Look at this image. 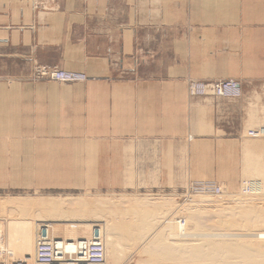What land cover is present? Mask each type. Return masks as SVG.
I'll use <instances>...</instances> for the list:
<instances>
[{
    "label": "rangeland",
    "instance_id": "rangeland-1",
    "mask_svg": "<svg viewBox=\"0 0 264 264\" xmlns=\"http://www.w3.org/2000/svg\"><path fill=\"white\" fill-rule=\"evenodd\" d=\"M42 1L44 2L40 3L38 0L19 2L21 5L24 2L31 5L32 16H38L42 12H44L42 14H54L55 8L50 0ZM2 2L3 0H0L1 13ZM247 2L249 5L243 8L220 7L219 11L214 8H202L200 14L195 12L191 14V21L188 23L172 22L169 46L166 44L161 46L155 64L138 72L139 93L143 92V89L150 91L151 88L162 86L164 83L169 85V82L171 93L174 95L185 91L190 100L206 98H212L216 102L223 100L227 108L234 107L242 99L243 89L240 78L246 75V102L250 104L246 119V138L254 137V131L261 127V131L258 129L260 138L254 137L260 145L252 148L262 159L250 157L249 144H246V167L242 168V175L237 182H220L194 177L206 168H200L193 156L189 160V151L193 148H188V144L186 146L176 142L161 147L139 145L137 148L143 149L125 151L121 159H115L114 151L90 149L91 146L96 147V145L84 138V120L80 109L83 84L90 79L82 68L93 67L92 63L84 59L83 24L62 23L59 18L53 20L50 17L48 24L42 25L41 22L30 24L26 21L21 22L26 17L20 19L15 14L11 16L10 23L6 22L2 25L0 15V38L9 39L6 42L0 41V225L4 229V250L14 251V254L5 256L3 264H19L17 261L20 259H22L21 264L27 262L25 255H21L18 249L14 248L13 241L10 243L9 233L13 229L10 232L9 228H15V224L9 223L10 216L6 214L7 210L3 206L7 205L6 200L10 203L13 198L31 199L29 201L59 199L70 203L96 199L116 201L137 199L150 205V209L144 207L145 210L154 213L157 211L158 215L163 214L164 221L167 220L168 214L173 215L180 211L181 214L177 213V222L180 225L185 224V220L188 225L189 218L192 217L191 213L195 215L196 211L203 212L202 215L198 213L194 216L198 225L196 232L199 234L208 232L212 233L211 235L227 232L218 224L219 208L230 207L237 199L245 201L264 198L261 193L254 194L256 193L254 184L258 180L261 181L260 183L264 182V179L262 180L264 178V24H256L253 19L254 12H256L255 16L264 18V7H253L250 5L252 0ZM11 9L18 12L17 6L13 4ZM244 13H246V24L226 22L227 19L233 18L234 21L239 16L242 18ZM172 18L176 17L172 16ZM53 70L80 72L86 76V80L79 83H60L42 75V71ZM110 77L120 79L126 78V75L123 72H116ZM226 81H234L240 85L239 98H223L212 93L211 85L217 86ZM202 85L208 89L205 92H197V88ZM142 86L146 87L141 88ZM252 110L255 111L254 114ZM251 115L255 118L260 115L261 117L253 122ZM187 140H192V137L188 136ZM134 142L147 143L143 140L131 141ZM248 162H261L262 165L247 166ZM253 168H257L255 172ZM217 171H221V168ZM218 177L226 179L225 174ZM203 182H212L216 187L219 186V192L213 193L203 187L205 192L193 194L191 190L195 188L194 184ZM199 199L204 200L205 203L201 206H205L195 210L196 205L200 204ZM152 205H156V208L152 209ZM241 205L237 204L235 208ZM242 207L246 208V206ZM26 210L28 212L21 215L23 219L18 218V214H12L11 217L14 216L16 221L21 219L20 225L24 223L23 226L28 222L32 227L37 224L38 226H34L35 229L31 227L30 230L32 233L34 230L38 232L36 230L42 225L41 220L46 219H42L41 214L35 215L34 210H31V213L30 209ZM61 219L51 222L60 225L55 226L58 230L55 233L69 235L70 229L75 230L74 228L78 227L77 219ZM95 221L99 222L89 225L102 227L104 224L102 218ZM173 226L177 227L175 224ZM150 227L147 232L151 240L156 239L159 244L155 249L158 252L163 247L166 264H169V243L165 237L166 224L158 226V223L152 222ZM89 228L90 226L82 235H91L92 231ZM203 233L202 235H206ZM79 235L81 237V233ZM157 236H162V239H157ZM138 241L139 243L136 241L134 246H130V242L125 245V249L121 248L124 250L119 251L120 258L115 264H149L148 253L145 251L147 247L141 248V245L144 242L150 244L151 241L146 242L144 238ZM179 243L192 245L194 241L189 239ZM201 246L202 244H197L196 248ZM31 264H34L33 261Z\"/></svg>",
    "mask_w": 264,
    "mask_h": 264
},
{
    "label": "crops",
    "instance_id": "crops-1",
    "mask_svg": "<svg viewBox=\"0 0 264 264\" xmlns=\"http://www.w3.org/2000/svg\"><path fill=\"white\" fill-rule=\"evenodd\" d=\"M19 1L3 0V12H0L2 25L10 23L11 16L15 14L20 19L26 17L21 22L30 24L41 22L44 25L49 17L53 20L59 18L62 23L83 24L84 59L93 67L82 68L90 79L83 84L80 109L84 120V138L96 145L90 149L114 151L115 159H121L125 151L143 149L137 148L139 145L161 147L176 142L188 144V148H193L189 151V160L193 156L200 168H206L194 177L220 182L240 180L242 168L246 167V144H249L250 157L262 159L252 149V146L260 145L259 141L254 140V137L260 138L259 128L254 131V137L246 138L250 105L246 102V75L240 78L242 99L231 108L224 106L223 100H190L183 90L174 95L168 81L169 85L156 84L150 91L143 89L139 93L138 72L155 64L161 46H169L172 22L188 23L191 14H200L202 8H214L216 11L220 7L243 8L249 5L248 0H50L55 13L42 12L38 16L31 15V5L26 2L21 5ZM12 4L17 6L18 12L11 9ZM250 5L264 7V0H252ZM253 15L256 24H264V18L255 16L256 12ZM226 22L246 24V13L242 18L239 16L234 21L231 18ZM0 41L9 39L0 38ZM116 72H123L126 78L110 77ZM260 117L252 116L251 120L258 121ZM188 136L192 140H187ZM134 140L147 143H131ZM219 168L221 171H217ZM221 174H225L226 179L218 177ZM8 211L6 214L11 216ZM10 220L9 217V223ZM3 230L0 225V264H3L5 256L14 254L13 250H4ZM20 241L26 245L20 244ZM17 242L14 248L25 255V259L29 257L27 261L30 264L32 261L34 263L33 241V244L20 239ZM21 261L17 263L21 264Z\"/></svg>",
    "mask_w": 264,
    "mask_h": 264
},
{
    "label": "bare ground",
    "instance_id": "bare-ground-1",
    "mask_svg": "<svg viewBox=\"0 0 264 264\" xmlns=\"http://www.w3.org/2000/svg\"><path fill=\"white\" fill-rule=\"evenodd\" d=\"M248 163L249 164H247V166L253 167L262 165L261 162ZM256 169L257 168H253V172H255ZM263 179L264 178H262V180ZM258 181L254 184V190L256 192L254 194L260 195L261 193L262 195H264V182L260 183L261 181ZM210 184L219 192V186L216 187L212 182H203V187L211 190L212 186ZM214 192L215 191H213V193ZM259 198L245 200L246 202L238 201L237 199V201L234 202L232 206L229 205L230 207L227 206L221 209L219 208L218 211L220 212V218L218 219V224L220 228H225L227 232L225 234L218 233L213 235H211L212 233L209 234L208 232H204L206 233V235L203 232L202 233L204 235H202V233L199 234V232H196L198 230V225L196 224V219L194 218V216L199 213H197V211L195 215H191L192 213L190 214V216L192 217L189 218L188 225L186 224V220L185 224L180 225L177 222V213H179L180 211L174 213L173 215L167 213L169 216L167 217V220L164 221L163 214L158 215L157 211L154 213L152 211L145 210L144 207L150 209V205H146L145 201L137 199L130 201L96 199L90 201H74V203H70L67 200L61 201L59 199H37L34 201H29L31 199L20 200L18 198H13L9 201L10 203H8V201L5 199L7 205H4L3 207H5L6 210L10 211L11 216L12 214H18V218L22 217L21 219H23V216L21 215L22 213L27 211L26 209H30L29 212L31 210H34L35 215L36 213L41 214V218L46 219L43 221L41 220L42 225L38 227L39 230H36L38 232H35V230L33 231V233L35 232V236H32L33 233L32 230H30L32 225L30 222L23 226L24 223L20 225V223L22 222L21 219L16 221L14 219V216H10V222L15 224V228L11 227V229H13L12 232L9 228L11 232L9 236L11 241L10 243H12V241L14 240L17 242V240L19 239L24 240V242L26 243L29 241H31V244L34 243V264H44L43 260L48 258V256L41 257V252L39 251L40 244L56 245V255H59V253L62 254L64 252L71 253L73 252L72 245L77 246V243H79V241L88 242L93 238L99 239L100 245L103 247V254L102 259L99 263L94 262L91 264H115L117 260H119L118 258H120L119 251H123L125 249V245L130 244L131 242L130 246H134L136 244V241L139 243L138 240H142L143 238L147 240L146 242H149V240L151 241L150 244L144 242V244L141 245V248L145 246L147 247L145 251L148 253V257L150 260L149 264L152 262H154L155 264H166L167 260L164 258L165 251L163 247L160 251L157 252V249H155L158 244L157 240H151L148 234V229H151L150 224H152V222L158 223V226H163V223L166 224V231H164L165 237L169 243V264H264V198ZM192 201L193 200L191 198V202ZM199 202L200 204H198ZM199 202L196 203L198 204V206L196 205V207L194 208L195 210L202 209V207L205 206H201L205 203L203 199ZM237 204L244 205L235 208ZM242 206H246V208ZM155 208L156 205H152V209ZM186 211H188V209ZM201 213L203 212H200L199 214ZM64 218H74V220L77 219L78 227L74 228L75 230L70 229L69 235L62 234L61 232L55 233L56 231H58L56 229L57 227H55L57 224L55 225L51 223L52 221H59L60 219L63 220ZM99 218H102L103 220L104 224L102 227L99 224L98 225L100 227L89 225L93 222L98 223L99 221H95V219ZM23 222L25 221L23 220ZM173 224H175V226L177 227L174 228ZM36 225L34 224L31 229H33ZM88 226H90L92 234L89 236H87L86 234L82 235V233H84ZM28 229L30 230V232ZM80 233L81 237H79ZM18 236L19 238H17ZM161 237L162 236H157V239H162ZM79 238L86 239L80 240ZM189 239H191V241H194V244L192 243V245H187V242V244H184V246L179 243L182 240L189 241ZM253 239L255 241H253ZM15 241L13 243H15ZM20 244L24 243H21L20 241ZM197 244H202V246L200 248H196ZM28 246L29 245H27V247ZM139 250L140 246L138 247V251ZM26 264H30L29 260L26 262ZM59 264L70 263L60 261Z\"/></svg>",
    "mask_w": 264,
    "mask_h": 264
},
{
    "label": "built area",
    "instance_id": "built-area-1",
    "mask_svg": "<svg viewBox=\"0 0 264 264\" xmlns=\"http://www.w3.org/2000/svg\"><path fill=\"white\" fill-rule=\"evenodd\" d=\"M42 75L48 77L53 81L60 83H79L86 80V76L80 72H71L63 70H53L51 72H43ZM208 89L206 86H200L197 88V92H205ZM210 90L212 93L218 97L223 98H239L241 96V87L238 83L234 81H226L215 86L211 85ZM195 188L192 189V193H203L205 192L203 188V183H195ZM211 185V184H210ZM212 186V185H211ZM218 192L217 189L213 188L210 192ZM49 239V238H48ZM73 252L57 254L56 245H39V251L41 252V257L48 256L44 259V264H59L62 262H69L70 264H91L99 263L102 259L103 247L100 245L99 239L93 238L91 241H79L76 245H72Z\"/></svg>",
    "mask_w": 264,
    "mask_h": 264
}]
</instances>
